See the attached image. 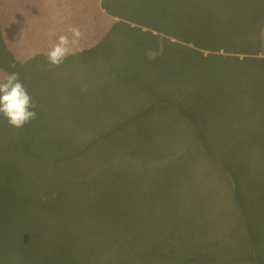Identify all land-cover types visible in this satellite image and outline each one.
<instances>
[{
	"label": "rangeland",
	"instance_id": "374dc122",
	"mask_svg": "<svg viewBox=\"0 0 264 264\" xmlns=\"http://www.w3.org/2000/svg\"><path fill=\"white\" fill-rule=\"evenodd\" d=\"M53 1L0 0V76L37 105L22 128L0 115V264H264V62L156 63L165 39L118 23L51 67ZM94 3L108 27L132 12Z\"/></svg>",
	"mask_w": 264,
	"mask_h": 264
},
{
	"label": "crops",
	"instance_id": "0c3cea01",
	"mask_svg": "<svg viewBox=\"0 0 264 264\" xmlns=\"http://www.w3.org/2000/svg\"><path fill=\"white\" fill-rule=\"evenodd\" d=\"M130 1L137 7H133L131 3L132 12L129 9L127 13L121 15L123 19H120L118 15L114 17L116 20H112L111 27H108L109 13L98 11L94 0H54L53 3L43 6L38 16L45 23L42 30H46V33L52 37L67 33L70 27H78L82 36L72 45L74 50H83L96 44L107 35V30H119L118 23H123L124 27L129 24L130 30H140V33H148L153 38L159 35L165 39V45H158L155 49L156 63H160L157 58L163 59L166 56L157 54V51L174 52L171 56L175 64L186 59L187 53L190 52L203 56L212 53L216 54V59L220 60L226 58V61L247 62V59L258 61L251 64L258 68L256 70L248 68L242 71L240 69L239 80L245 79L244 72L247 71L255 72L254 76L260 74L259 68L262 67L260 61L264 62V0ZM125 3L130 2L125 1ZM138 11L141 13L137 14ZM99 18H101L99 27L91 26L93 23L96 24L93 20ZM121 20L123 22H120ZM255 57L257 58L253 59ZM245 66L248 64L245 63ZM166 68L169 67L166 66ZM222 92L226 98L247 99L246 104H249L248 94L231 95V92L228 94L223 90ZM245 114L253 113L249 111ZM256 115H261L263 123L264 114ZM256 119L258 118L254 121ZM254 121L251 120L250 123ZM246 129L249 128L246 127ZM246 211V205L241 203L237 217H242V213ZM259 219V217L256 218V220ZM261 240L264 243V239L259 241Z\"/></svg>",
	"mask_w": 264,
	"mask_h": 264
},
{
	"label": "clouds",
	"instance_id": "9594fccd",
	"mask_svg": "<svg viewBox=\"0 0 264 264\" xmlns=\"http://www.w3.org/2000/svg\"><path fill=\"white\" fill-rule=\"evenodd\" d=\"M82 36L78 27H70L67 33L60 34L46 57L49 66L59 67L71 54L72 45ZM33 102L18 72H5L0 76V115L7 124L14 128H22L25 124L36 119Z\"/></svg>",
	"mask_w": 264,
	"mask_h": 264
},
{
	"label": "trees",
	"instance_id": "16d2710c",
	"mask_svg": "<svg viewBox=\"0 0 264 264\" xmlns=\"http://www.w3.org/2000/svg\"><path fill=\"white\" fill-rule=\"evenodd\" d=\"M231 177L234 178L233 174H231Z\"/></svg>",
	"mask_w": 264,
	"mask_h": 264
}]
</instances>
